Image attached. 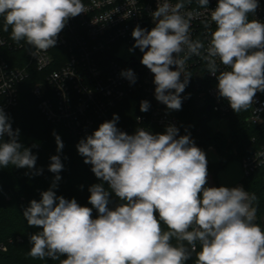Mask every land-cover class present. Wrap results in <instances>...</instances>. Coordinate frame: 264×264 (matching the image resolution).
<instances>
[{
	"label": "clouds",
	"instance_id": "9594fccd",
	"mask_svg": "<svg viewBox=\"0 0 264 264\" xmlns=\"http://www.w3.org/2000/svg\"><path fill=\"white\" fill-rule=\"evenodd\" d=\"M198 3L207 8L209 0ZM258 6V0H218L210 12L216 28L204 59L218 80V95L236 113L247 110L258 91L264 92V23L248 19ZM183 7L182 2L158 3L151 13L154 27L149 31L137 25L129 49L143 53L141 64L154 74L155 99L170 110L181 109L180 94L191 77L185 71L187 59L204 48L190 38L192 14H182ZM85 12L82 0H0L4 31L10 26L12 40L40 51L54 48L69 18ZM216 58L228 69L219 75ZM121 76L136 82L132 69ZM149 107L148 101H141V112ZM118 120L114 114L76 146L102 181L88 189L92 207L56 195L53 189L63 164L59 155L50 158L49 171L57 174L51 188L23 211L29 226L42 228L29 238L32 257H66L60 264H186L199 242L195 264H264V229L255 223L254 195L242 186L206 187L205 152L189 135L177 138L174 125L163 134L138 128L129 135L117 128ZM19 135L0 108V167H35L37 157L19 142ZM53 135L60 152L63 142ZM113 194L121 203L109 208ZM93 208L98 212L95 219Z\"/></svg>",
	"mask_w": 264,
	"mask_h": 264
},
{
	"label": "built area",
	"instance_id": "2783aa9c",
	"mask_svg": "<svg viewBox=\"0 0 264 264\" xmlns=\"http://www.w3.org/2000/svg\"><path fill=\"white\" fill-rule=\"evenodd\" d=\"M163 2L82 0L86 12L69 18L58 34L56 45L47 51L36 50L23 40H12L11 27L4 31V18L0 16V108L9 117L20 103L23 84L33 79L36 81L32 93L39 100V109L46 119L62 125L73 135H85L101 123L112 120L114 114L119 116L125 100L138 95L140 103L144 100L149 102V110L138 114L131 123L118 120L117 128L129 135H134L138 128L152 134H163L167 126L174 125L179 129V138L182 136L181 123L165 104L155 99L154 74L141 64L143 53L138 48L130 51L140 59L136 64H128L118 57L124 48L129 50L134 45L131 34L137 25L149 31L154 27L151 13L158 3ZM167 2L171 5L178 3L174 0ZM217 3L218 0H209L207 8H202L198 0L183 3L181 13L192 14L190 38L201 41L204 48L200 55H191L187 59L185 71L191 77L181 94L184 99L193 98L206 110L209 106V111L225 118L234 111L228 101L218 95V80L208 72V61L204 59L211 32L216 28L210 12ZM258 5L256 11L250 13L251 20L264 23V0H258ZM185 54L186 51L180 55L183 57ZM216 62L217 75L228 70L218 58ZM171 67L176 70L175 66ZM127 69L135 73L134 84L121 76V72ZM183 79L182 75L181 81ZM247 111L246 123L264 128V98L259 93ZM241 163L245 177L264 168V143L243 156ZM119 203L121 201L116 198L110 208Z\"/></svg>",
	"mask_w": 264,
	"mask_h": 264
},
{
	"label": "trees",
	"instance_id": "16d2710c",
	"mask_svg": "<svg viewBox=\"0 0 264 264\" xmlns=\"http://www.w3.org/2000/svg\"><path fill=\"white\" fill-rule=\"evenodd\" d=\"M186 3L191 0H174ZM248 19L251 20L249 13ZM36 80H27L20 93L19 105L10 112V120L13 130L19 129V142L30 148L36 155V165L33 169L17 168L13 165L1 167L0 170V264H60L59 259L34 258L29 252L31 248L30 236L42 231V228L29 226L23 217V211L29 206L30 201H40L41 193L51 188L56 173L49 171L51 157L59 155L63 169L59 173L61 179L57 187L53 189L57 196L65 199L75 198L81 206L92 207L88 202L90 196L89 187L102 183L91 171V165L84 163V157L79 155L77 144L88 135L94 133L98 127L85 135H73L62 125L49 122L39 109V100L32 93V86ZM264 98V92H257ZM182 98L180 110L168 111L177 116L181 123L182 135H189L195 145L202 151L213 147L220 155V161L216 165H207L208 174L216 182L218 170L225 167L233 158H241L259 149L264 143V128L249 126L246 123L247 110H241L228 115L229 133L215 131L209 122L213 119H221L222 116L200 107L193 99ZM119 121L131 123L141 113L140 99L138 95H131L123 103L119 110ZM53 132L58 134L63 142V149L57 152V144ZM9 137H3L7 141ZM41 174H36L41 170ZM244 189L254 195L252 206L256 209L257 221L255 223L263 227L264 219V168L257 170L252 175L245 177ZM105 188H108L104 182ZM206 187H210L207 180ZM110 191V189H109ZM116 199L114 194L110 198V204ZM158 215V214H157ZM98 212L95 208L92 217L95 219ZM163 230L167 227L161 224ZM171 243L175 246L178 242L175 238ZM188 247L187 242H184ZM195 252L186 264H195L196 255L200 250L197 242Z\"/></svg>",
	"mask_w": 264,
	"mask_h": 264
},
{
	"label": "rangeland",
	"instance_id": "374dc122",
	"mask_svg": "<svg viewBox=\"0 0 264 264\" xmlns=\"http://www.w3.org/2000/svg\"><path fill=\"white\" fill-rule=\"evenodd\" d=\"M210 127L215 131H221L225 134L229 133V123L227 118L213 119L209 122ZM207 158V165H216L220 161V155L217 151L210 147L204 151ZM1 170V167H0ZM210 176L211 186H226V187H236L242 186L244 188V178L245 174L242 168V163L239 158L231 159L225 167L218 170L216 175V182Z\"/></svg>",
	"mask_w": 264,
	"mask_h": 264
},
{
	"label": "water",
	"instance_id": "95a60500",
	"mask_svg": "<svg viewBox=\"0 0 264 264\" xmlns=\"http://www.w3.org/2000/svg\"><path fill=\"white\" fill-rule=\"evenodd\" d=\"M118 57L121 58V59H123V60H125L126 62H128V64H136V63H138L140 61L139 57H136L135 55L131 54V52L127 48H124L120 52V54L118 55ZM199 106L200 107H203V105H200V104H199ZM207 110L208 111L210 110V107L209 106L207 107ZM207 180L209 182L210 187H212L211 184H210V176H209V174H208ZM262 229H264V219H263V227H262Z\"/></svg>",
	"mask_w": 264,
	"mask_h": 264
}]
</instances>
